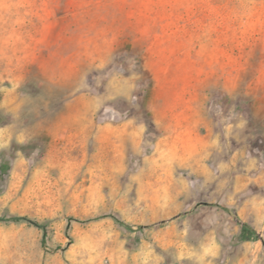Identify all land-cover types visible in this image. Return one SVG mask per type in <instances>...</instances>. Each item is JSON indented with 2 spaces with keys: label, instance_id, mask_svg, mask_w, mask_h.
I'll return each mask as SVG.
<instances>
[{
  "label": "rangeland",
  "instance_id": "1",
  "mask_svg": "<svg viewBox=\"0 0 264 264\" xmlns=\"http://www.w3.org/2000/svg\"><path fill=\"white\" fill-rule=\"evenodd\" d=\"M0 110V264H264V0H0Z\"/></svg>",
  "mask_w": 264,
  "mask_h": 264
},
{
  "label": "trees",
  "instance_id": "2",
  "mask_svg": "<svg viewBox=\"0 0 264 264\" xmlns=\"http://www.w3.org/2000/svg\"><path fill=\"white\" fill-rule=\"evenodd\" d=\"M1 110H0V116L1 114ZM4 165H2L3 167ZM9 166L6 167V169ZM114 217V219L116 220L117 223H119L122 226H125L127 228H132V226L128 223H126L123 219L119 218L118 216L112 215ZM7 221H13V222H21V221H26L29 220V218L27 216H21V215H13L10 216L8 218H5ZM39 227H41L43 229V244H46V238H47V225L45 223H39V222H35ZM255 230L250 228L247 224H242L241 226V234L240 237L242 240H248L251 237L254 236Z\"/></svg>",
  "mask_w": 264,
  "mask_h": 264
}]
</instances>
